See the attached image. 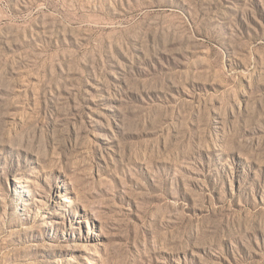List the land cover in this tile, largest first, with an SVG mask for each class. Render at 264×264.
Returning <instances> with one entry per match:
<instances>
[{"label": "rangeland", "instance_id": "rangeland-1", "mask_svg": "<svg viewBox=\"0 0 264 264\" xmlns=\"http://www.w3.org/2000/svg\"><path fill=\"white\" fill-rule=\"evenodd\" d=\"M0 264H264V0H0Z\"/></svg>", "mask_w": 264, "mask_h": 264}]
</instances>
